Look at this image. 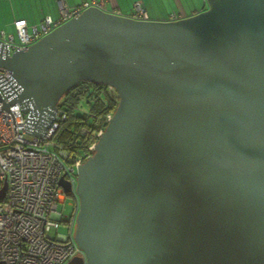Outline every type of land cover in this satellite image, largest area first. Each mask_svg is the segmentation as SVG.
I'll list each match as a JSON object with an SVG mask.
<instances>
[{"label": "water", "instance_id": "water-1", "mask_svg": "<svg viewBox=\"0 0 264 264\" xmlns=\"http://www.w3.org/2000/svg\"><path fill=\"white\" fill-rule=\"evenodd\" d=\"M204 6L168 20L91 5L25 49L0 39L17 90L3 107L30 134L81 81L117 93L76 166L83 254L64 264H264V0Z\"/></svg>", "mask_w": 264, "mask_h": 264}, {"label": "built area", "instance_id": "built-area-1", "mask_svg": "<svg viewBox=\"0 0 264 264\" xmlns=\"http://www.w3.org/2000/svg\"><path fill=\"white\" fill-rule=\"evenodd\" d=\"M107 9L104 0H83L70 6L59 0L58 15H44L38 23L28 26L25 18H15V33L0 29V39L9 49H25L27 45L48 33L55 26L80 13L88 6ZM127 16L151 19L141 0H134ZM182 17L172 11L168 20ZM114 90L112 87L107 86ZM8 70L0 67V187L6 182L0 198V264H64L83 252L73 239L75 217L79 207L75 192L76 166L93 150L94 142L83 156L67 162L68 151L52 141V134L65 113L57 110L41 136L27 132L26 115L18 103L3 107L16 95ZM105 116V123L111 116ZM103 127L95 136L98 137ZM63 175L71 190L59 184ZM70 199L69 214L63 213L64 203ZM64 233L56 231L59 224ZM53 234L50 232L53 231Z\"/></svg>", "mask_w": 264, "mask_h": 264}, {"label": "trees", "instance_id": "trees-1", "mask_svg": "<svg viewBox=\"0 0 264 264\" xmlns=\"http://www.w3.org/2000/svg\"><path fill=\"white\" fill-rule=\"evenodd\" d=\"M105 85L81 81L67 90L59 99L58 110L65 113L52 134V141L68 151L67 162L85 155L88 146L97 137L96 131L105 126V116L117 104V94L112 96ZM86 107L82 111H77ZM92 151H90L91 153Z\"/></svg>", "mask_w": 264, "mask_h": 264}, {"label": "crops", "instance_id": "crops-1", "mask_svg": "<svg viewBox=\"0 0 264 264\" xmlns=\"http://www.w3.org/2000/svg\"><path fill=\"white\" fill-rule=\"evenodd\" d=\"M64 1L68 5L73 6L83 0H64ZM133 1L134 0H104V4L107 9H110L114 12L126 14L129 12ZM141 1L144 7L150 13L151 17H152L151 12L153 13L154 17L152 18L155 19H166L168 14L172 11L176 12L177 14H180L181 16H185V15L193 14L201 9L192 6L194 0H141ZM202 1L204 4V0H201V2ZM55 4L57 5V12L55 13V16L52 17H56L58 15L59 0H55ZM31 9H32L31 12L30 11L27 12L28 9H22L21 11H17L15 10L11 2L7 4L6 2L2 3V1L0 0V17H3V22L0 21V29H4L2 25L5 23L13 26V20L19 17L25 18L27 24H29V22L32 24V20H30L31 18H29V15L30 13H33L34 11L33 9H35L34 6L31 7ZM44 15L51 16V14L49 13H43L42 15L39 16V20Z\"/></svg>", "mask_w": 264, "mask_h": 264}, {"label": "rangeland", "instance_id": "rangeland-1", "mask_svg": "<svg viewBox=\"0 0 264 264\" xmlns=\"http://www.w3.org/2000/svg\"><path fill=\"white\" fill-rule=\"evenodd\" d=\"M1 1L2 3L6 2L7 4L11 2L15 10L17 11H21L22 9H28L27 12L28 11L31 12L32 11L31 7L34 6L35 9H33L34 10L33 13H30L29 15V18H31L30 20H32V24L38 23L39 16L42 15L43 13H49L51 14V16H55V13L57 12V5L55 4V0H4V1L1 0ZM192 6L197 7V8L205 7L203 4V1L201 2V0H194V2L192 3ZM151 14H152V17H154L152 12ZM0 21L3 22V17H0ZM28 25H31V23L29 22ZM2 27L5 29L7 33H15L12 25H8L5 23L2 25ZM106 91L108 92V94L112 96H115L117 94L115 90H112L107 87H106ZM85 108L86 107H82L81 109L77 111H82ZM69 201L70 199L68 198L64 203V207H63L64 214L70 213L71 206L69 204ZM56 231L59 233H64L66 231V226L60 223ZM53 232L54 230L51 231L50 233L53 234Z\"/></svg>", "mask_w": 264, "mask_h": 264}]
</instances>
